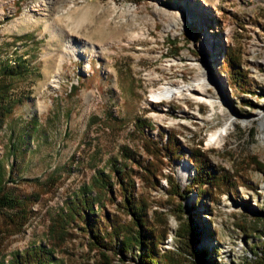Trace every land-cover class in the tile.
I'll return each instance as SVG.
<instances>
[{"label":"rangeland","instance_id":"374dc122","mask_svg":"<svg viewBox=\"0 0 264 264\" xmlns=\"http://www.w3.org/2000/svg\"><path fill=\"white\" fill-rule=\"evenodd\" d=\"M19 59L28 72L7 83L22 103L0 129V186L19 202L0 215L3 263L48 244L63 264H141L138 246L119 251L120 234L101 248L81 220H52L104 170L112 187L87 218L100 236L122 224L135 234L126 179L109 170L123 148L157 258L182 263L186 223L204 264L264 250V0H0V64ZM196 84L211 102L151 97ZM196 165L210 174L203 187Z\"/></svg>","mask_w":264,"mask_h":264},{"label":"trees","instance_id":"16d2710c","mask_svg":"<svg viewBox=\"0 0 264 264\" xmlns=\"http://www.w3.org/2000/svg\"><path fill=\"white\" fill-rule=\"evenodd\" d=\"M28 70L29 69L25 59L16 60L13 64H0V129L3 126L5 117L12 113L15 106L22 103L21 96L16 97L12 96V94H8L10 83H7V80L21 78L27 74ZM71 88L73 89L74 87L72 86ZM11 147L14 148L13 143ZM120 156L122 158L120 162L116 164V167H112V169L110 168L109 170L116 175L118 183L123 184V180L126 179V185L132 188L133 181H130L131 175L127 172L130 168L126 170V163L134 161L133 153L131 150L123 148L120 151ZM203 170V167H200L199 165L195 166L196 174L193 179L194 185L203 187L204 184L207 183V180L210 179V174ZM169 179L173 182L172 178L169 177ZM1 180L2 173L0 171V183ZM126 185H123L124 204L132 216V226L137 230L135 234L130 232L131 229L128 230L127 227L124 228V225L122 224L119 225L118 228L113 229L112 232L102 233V236H100L97 228V221L94 220L93 223L92 220L87 218L88 216L93 217L96 214L94 211L95 207L96 209L102 208L100 203L101 196L105 195L107 190L112 187L110 172L104 173V170H100L95 173L88 185H83V187L78 191H75L70 198L66 199L62 204L61 209L52 220H56V218L60 217V222H64L67 225L75 220H81L84 224V229L93 239L92 244L101 248H110L111 244H109L108 241H110L109 237L111 234L114 235L115 239L120 234L122 239L119 251L128 252L134 246H138V248H141L143 251L140 258L141 264H176V261H174L175 259L171 258L170 255H165L163 259L161 257L157 258L155 248L158 243L154 242L151 234L149 233L150 229L146 225V220L143 214L144 211L141 204L134 199L133 194L129 192V189L127 190L125 188ZM174 188L175 191H173L172 194L180 196L178 195V185L176 184ZM200 193L203 194V190H201ZM16 206H19V202L9 196L6 192H3L0 186V215L3 214L5 209H12ZM60 224L57 222V225ZM178 237L184 240L182 246L179 248V255L182 258L181 264H204L203 262L207 259L208 254L202 249L198 250L196 248L199 243V235H197L192 223H186L184 226L180 227ZM0 264L5 263L0 260ZM6 264L63 263L54 256V249L51 246L48 244H39L30 247L21 253H13ZM241 264H264V250L254 253L252 259H244Z\"/></svg>","mask_w":264,"mask_h":264},{"label":"bare ground","instance_id":"6f19581e","mask_svg":"<svg viewBox=\"0 0 264 264\" xmlns=\"http://www.w3.org/2000/svg\"><path fill=\"white\" fill-rule=\"evenodd\" d=\"M174 25V24H173ZM71 44V43H70ZM72 45V44H71ZM71 50H75V45L70 46ZM209 82L208 78H203L198 80L196 83H207ZM207 86V85H206ZM201 84L196 85H180V86H162L156 91L151 93V97L156 101H170L173 99H185L186 97H193L197 101L211 102L209 98L205 96V94L200 90ZM260 123L262 128L264 129V113L260 114ZM220 138L218 133H212L210 136V140L208 144H216ZM264 138V134H263ZM180 177L182 179L187 178V168L184 167L180 171Z\"/></svg>","mask_w":264,"mask_h":264}]
</instances>
